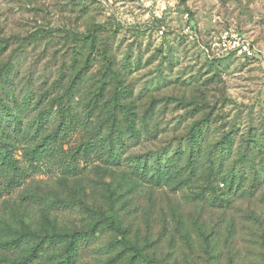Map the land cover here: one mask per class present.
Listing matches in <instances>:
<instances>
[{"label": "rangeland", "instance_id": "obj_1", "mask_svg": "<svg viewBox=\"0 0 264 264\" xmlns=\"http://www.w3.org/2000/svg\"><path fill=\"white\" fill-rule=\"evenodd\" d=\"M226 35L254 56L224 52ZM0 80V112L17 107L32 136L7 147L14 159L59 137L2 192L0 260L61 264L75 236V264H144L126 242L167 264H264V0H0ZM100 138L116 159L67 171ZM158 156L176 159V179L134 173ZM245 157L260 179L250 201L246 178L229 184Z\"/></svg>", "mask_w": 264, "mask_h": 264}, {"label": "trees", "instance_id": "obj_2", "mask_svg": "<svg viewBox=\"0 0 264 264\" xmlns=\"http://www.w3.org/2000/svg\"><path fill=\"white\" fill-rule=\"evenodd\" d=\"M89 36L87 35H77L76 40H84L87 42L89 39ZM2 80V79H1ZM0 80V81H1ZM9 98V97H8ZM12 105H10L11 107ZM3 107L6 113L4 111L0 112V118L3 119V117L6 116L7 119L4 121L6 122H14L17 125H15V129L13 131V134L11 133H5L0 132V198L2 197V192L7 189L14 190L17 187H19L24 180L32 173L35 172L41 164H45V159H50L52 156H54L56 153L54 152L53 144L57 142L58 140V134H54L52 136L44 137L43 140H40V142L34 147L30 148L26 151L24 157H25V165L20 164V162L16 159H14L13 152L7 149V147H14L15 142H19L20 139L25 141H31L32 136L28 131H24L20 126V121L18 119V116L15 112L17 107ZM18 113V112H17ZM11 117V118H10ZM16 118V119H14ZM68 118V119H67ZM13 119V120H12ZM58 120H59V126L62 128L60 129V132H62L61 136L65 137L67 134H69L72 131V126L74 124L73 120L70 119V116H66L65 111L60 107L59 113H58ZM45 127L42 125H39L35 129V133H39L40 129H44ZM3 134H6V138L1 137ZM35 138V136H33ZM5 141V142H4ZM110 140L107 138H100L99 143H95L94 145H84L83 150L81 151L78 149L76 153L72 155V161L68 162L65 161V167L67 168V171H72L76 168V165L74 163H78L79 160L82 158H90L89 154L91 153H103L104 150L108 149V153L106 154V161L110 162L114 159H116L115 156V149L113 147V144H109ZM118 142H120L118 140ZM189 143L193 144L194 140H191ZM223 150V148H222ZM68 155L66 156V158ZM103 158V156H101ZM246 158V157H245ZM248 160L241 161L240 164H237L234 171V175L229 181V184L233 185V180L237 179L241 181L242 178H246L248 182L251 183V187L247 190L249 191V195L246 196V200L250 201L252 198L256 197L258 192L256 190L258 187V184L260 183V179L258 176L257 169L253 165V161L249 160L250 158H246ZM150 161H153L151 164L149 163H143V166L133 165L136 166L134 169V173L136 175H141L142 178H149L150 180L154 181H170L173 179H176L178 177L177 173V163L176 159L165 157L163 160L160 156L156 158H152ZM149 161V162H150ZM138 168H143L142 170ZM232 171V172H233ZM231 172V173H232ZM219 175H223V178L221 180L222 183L227 182L228 177L225 176L224 171L217 172ZM256 191V193H254ZM251 198V199H250ZM264 204V201H263ZM226 208L225 206H223ZM79 239L75 236H72L68 239V244L66 246V249L63 253V261H61V264H75V259L77 255V243ZM125 248L132 249L133 250V258H136L141 263L144 264H167V262H163L160 259H155L153 257H149L145 253L142 252V250L138 248H133L129 245L128 242L125 244ZM34 258L32 255L24 258L22 261L18 262H10V261H2L0 260V264H28L31 262V259Z\"/></svg>", "mask_w": 264, "mask_h": 264}, {"label": "built area", "instance_id": "obj_3", "mask_svg": "<svg viewBox=\"0 0 264 264\" xmlns=\"http://www.w3.org/2000/svg\"><path fill=\"white\" fill-rule=\"evenodd\" d=\"M232 37L233 38L231 40L227 37V35L224 37L223 42L221 43L224 52L231 50L232 52H236L238 55L245 57L254 56V49H252L250 43L238 38L237 36Z\"/></svg>", "mask_w": 264, "mask_h": 264}]
</instances>
